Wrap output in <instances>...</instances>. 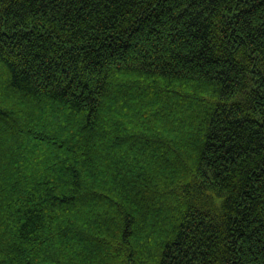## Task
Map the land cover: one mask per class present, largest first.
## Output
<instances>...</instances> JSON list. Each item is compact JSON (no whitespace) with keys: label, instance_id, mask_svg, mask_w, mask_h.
Listing matches in <instances>:
<instances>
[{"label":"trees","instance_id":"1","mask_svg":"<svg viewBox=\"0 0 264 264\" xmlns=\"http://www.w3.org/2000/svg\"><path fill=\"white\" fill-rule=\"evenodd\" d=\"M0 264H264V0H0Z\"/></svg>","mask_w":264,"mask_h":264}]
</instances>
